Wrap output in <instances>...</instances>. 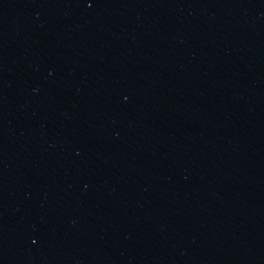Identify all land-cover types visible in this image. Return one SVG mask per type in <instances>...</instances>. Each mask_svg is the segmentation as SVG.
Returning <instances> with one entry per match:
<instances>
[{"label": "water", "instance_id": "obj_1", "mask_svg": "<svg viewBox=\"0 0 264 264\" xmlns=\"http://www.w3.org/2000/svg\"><path fill=\"white\" fill-rule=\"evenodd\" d=\"M0 264H264V0H0Z\"/></svg>", "mask_w": 264, "mask_h": 264}]
</instances>
